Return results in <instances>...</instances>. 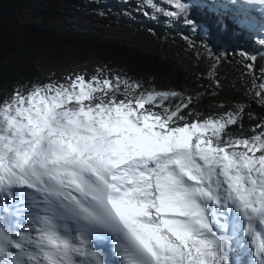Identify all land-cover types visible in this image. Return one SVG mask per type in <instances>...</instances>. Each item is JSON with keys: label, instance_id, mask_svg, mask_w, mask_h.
I'll return each mask as SVG.
<instances>
[{"label": "snow or ice", "instance_id": "snow-or-ice-1", "mask_svg": "<svg viewBox=\"0 0 264 264\" xmlns=\"http://www.w3.org/2000/svg\"><path fill=\"white\" fill-rule=\"evenodd\" d=\"M170 2L169 17L189 10ZM204 8L227 16L221 0ZM68 81L16 90L0 104V264H107L104 242L124 264H221L226 238L210 223L209 203L244 211L264 264V231L254 227H264V151L248 154L264 150V130L251 139L225 132L241 122L243 105L189 122L191 96L119 74ZM170 98L178 102L164 103Z\"/></svg>", "mask_w": 264, "mask_h": 264}, {"label": "trees", "instance_id": "trees-1", "mask_svg": "<svg viewBox=\"0 0 264 264\" xmlns=\"http://www.w3.org/2000/svg\"><path fill=\"white\" fill-rule=\"evenodd\" d=\"M153 2L157 8L148 5L147 0H0V104L11 92H26L36 85H46L48 71L63 64L66 55L76 54L83 61L98 60L111 77L119 74L141 82L146 89L154 87L191 96L190 107L195 112L188 117L189 122L193 117L213 116L224 110L220 103L223 97L231 98L228 89L223 90L222 96L218 95L212 89L213 80L192 74L168 52L165 56L158 55L147 44L128 43V35L118 33L111 40L90 37L87 33L94 27L89 26V22L95 19L98 24L104 20L107 24L112 23L125 33H152L164 49L169 41L185 39L202 44L216 54L220 51H227L231 56L240 53L253 67L255 77L264 82V22L249 28L246 22L231 17L234 11H229L231 16L226 17L227 21L222 17L217 19L205 10L204 4L208 2L203 1L200 5L196 0H182L190 5L189 10L184 16L174 18L166 15L168 11H176L171 2ZM161 8L165 11L158 10ZM185 16L193 23H187ZM245 26L246 30L242 32ZM93 95L103 94L96 92ZM117 98L123 96L117 93ZM177 102L170 98L164 103L174 105ZM145 107L162 111L152 104ZM248 107L249 111L240 123L225 129L233 139H251L264 130L254 127L264 122V89L257 98L248 99ZM179 123L183 124V121ZM221 139L227 137L222 133ZM237 146L242 145H229L228 150ZM226 251L221 240L218 246L221 264Z\"/></svg>", "mask_w": 264, "mask_h": 264}, {"label": "rangeland", "instance_id": "rangeland-1", "mask_svg": "<svg viewBox=\"0 0 264 264\" xmlns=\"http://www.w3.org/2000/svg\"><path fill=\"white\" fill-rule=\"evenodd\" d=\"M167 1L170 2V0ZM89 26L92 28L94 27V30L88 32L87 35L99 40H111L112 38H115L118 33L125 34L129 37L128 43L143 46L147 44L152 50L159 53L158 55L164 54L165 56L168 52L169 55L173 57L175 56L179 59V61H181L192 72V74L213 80L214 85L212 86V89L218 93V95L221 94L222 96L224 89H228L231 92L230 99L223 97L221 100L220 106L224 108L222 112L217 115L204 116L202 118L193 117L191 122L193 120L203 121L208 117L219 118L220 116L225 115L228 111L236 112L238 106L241 105L245 108L244 114L248 113L249 107L247 99L257 98V93H260L264 89V82H260L258 78L255 77L253 67H249L250 64L246 62L247 58L240 53L231 56L228 55L227 51H220L216 54L202 44L194 43L193 41L185 39L169 41L167 42L166 49H164L157 43L158 39H156V35L146 31L138 33H133L131 31L125 33L120 27H117L112 23L107 24V21L105 20L102 21L101 24H98L96 19L90 21ZM63 62V64L56 65L51 71H48V78L46 80L47 84L68 83L69 77L74 78L75 75L78 74L84 75L86 80H89L94 75L99 76L101 79L105 77L111 78L109 73L101 68L103 65L96 59L92 61H83L82 58L78 57L76 54H68L64 57ZM29 91L30 90L21 92V94H27ZM13 93L14 92H11L5 95L4 100L11 98ZM234 97H240V99H233ZM68 106L71 107L72 104L70 103ZM230 151L245 152L246 148L235 147V149H231ZM261 151L263 150L258 149L255 153L250 152L248 154L249 156H258L261 154ZM232 206H234V204ZM206 209L209 215L213 213L215 214L214 218L219 219L218 223L214 222L212 226H214V228H221V233L224 234V226L220 222L224 216L223 212L218 209L216 205L211 203L206 206ZM244 233L246 234L245 230ZM224 236L229 239V232L224 234ZM232 251L233 250L229 251V256L233 254L231 253ZM228 264H234L233 258Z\"/></svg>", "mask_w": 264, "mask_h": 264}, {"label": "bare ground", "instance_id": "bare-ground-1", "mask_svg": "<svg viewBox=\"0 0 264 264\" xmlns=\"http://www.w3.org/2000/svg\"><path fill=\"white\" fill-rule=\"evenodd\" d=\"M197 1V0H196ZM198 3L200 4V5H202L203 4V1L202 0H198ZM237 208H238V206L237 205H235V207H234V209H236L237 210ZM229 212L230 213H232V212H234V210H229ZM228 212V214H230ZM238 217H239V215H238ZM22 220V219H21ZM238 220H239V218H238ZM217 222H218V220H217ZM232 222V224L234 225V226H237V224L235 223V222H233V221H231ZM239 222H241V220L239 221ZM229 225V224H228ZM219 226V225H218ZM256 225L254 224V227H255ZM238 227V226H237ZM221 229V228H220ZM228 230L229 229H227V227L225 226L224 227V234H226V233H228ZM238 230V229H237ZM236 230V231H237ZM239 231V230H238ZM263 231V230H262ZM236 233V232H235ZM230 234V233H229ZM238 237L236 236V240H237V243H239V241H238V239H237ZM243 242V241H242ZM240 249L238 250V253L236 252V251H232L231 253H233L231 256L232 257H234V256H236L237 258H238V260L239 261H241V263H239V264H251V263H249V262H247V261H244V257L245 256H249V251L247 250V249H243L244 248V244L242 243V245H240Z\"/></svg>", "mask_w": 264, "mask_h": 264}]
</instances>
